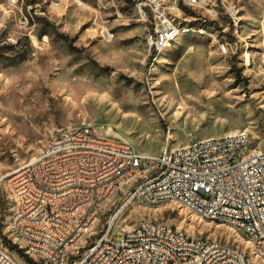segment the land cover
<instances>
[{
	"label": "rangeland",
	"instance_id": "1",
	"mask_svg": "<svg viewBox=\"0 0 264 264\" xmlns=\"http://www.w3.org/2000/svg\"><path fill=\"white\" fill-rule=\"evenodd\" d=\"M133 3L0 0V176L37 157L61 130L82 125L139 156L158 155L168 136L178 148L240 130L264 153V0H209L203 9L180 1L186 8L172 20L190 31L155 57L145 42L151 17L141 18ZM5 189L2 183L0 241L9 249ZM119 199L117 192L100 215ZM144 221L233 244L264 264L241 233L178 202L135 201L118 229ZM101 224L99 216L95 228Z\"/></svg>",
	"mask_w": 264,
	"mask_h": 264
},
{
	"label": "built area",
	"instance_id": "2",
	"mask_svg": "<svg viewBox=\"0 0 264 264\" xmlns=\"http://www.w3.org/2000/svg\"><path fill=\"white\" fill-rule=\"evenodd\" d=\"M130 2H137L141 18L151 17L155 55L177 30L169 7L182 8L180 0ZM243 131L178 148L168 145V136L158 155L139 157L130 144L98 136L89 125L61 130L37 157L0 176L15 196L6 235L23 258L34 252V264H245L244 254H235L238 246L179 235V228L162 222L118 229L135 201H174L200 219L236 227L264 259V163L244 145ZM109 192H120L118 203L109 215L96 214ZM71 212H79V220L70 221ZM94 216L102 217L99 228H92ZM78 236H88L83 251H74ZM7 251L0 241V264H15Z\"/></svg>",
	"mask_w": 264,
	"mask_h": 264
},
{
	"label": "bare ground",
	"instance_id": "3",
	"mask_svg": "<svg viewBox=\"0 0 264 264\" xmlns=\"http://www.w3.org/2000/svg\"><path fill=\"white\" fill-rule=\"evenodd\" d=\"M164 1H166V0H164ZM173 1L176 2V0H173ZM180 1L181 2L183 1V3H185L189 7H197V8H201V9H203V7H205L207 5V3L209 2V0H180ZM9 2L16 3L17 0H9ZM162 2H163V0H146V4H154V3H162ZM136 9H137V12L139 13V15L141 16V12H139L137 2H136ZM171 9L172 10H169V12L171 14H177V13H179V8L178 9L171 8ZM140 16H138V17L140 18ZM176 18H178V17H176ZM171 28L172 29H177L176 32L174 33V35H173L172 38H164V43H162L160 45V48H159V50H157L155 52L154 57L155 56H159L162 52H164V50L167 47H169L172 43L176 42L181 35H186L190 31L187 27H182V26L179 27L174 22V20L171 21ZM104 34L106 36V33H104ZM145 42H146V46L148 48V51L149 52L151 51L154 54L153 48H151L149 46L150 33L147 36ZM235 134L236 133L226 134V135H235ZM242 141H243V143H244L245 146L249 147V144H250L249 143V138H248V135L245 132H243V134H242ZM124 143H127V142H124ZM127 144H129V143H127ZM251 152H254V155L258 159H262V161L264 163V153L262 151L256 150V149H251ZM137 156H139V155L137 154ZM139 157H147V156H139ZM2 183H5L6 188L8 189V179H1V184ZM116 193L117 192H109V193H107V195L105 196V200H103L101 203H99V207H96V214H100V211H101L102 207L106 203H108L109 200L112 198V196L115 195ZM8 196H9V202H10L8 220H12L13 208L15 206V196H14V193L13 192H8ZM77 220H79V212H71L70 213V221H77ZM201 220L211 221L210 218H201ZM98 222H99V216H94V219H92V228H95L97 226ZM19 228H26V221H19ZM230 228L238 232V229L236 227H230ZM7 230H8V234H11V227L10 226H7ZM179 235H188V234L185 233L182 229H179ZM241 235L246 239L247 243L249 244V247L248 248L250 249L252 256L255 259H260V260H263L264 261V259L262 257H259L258 247L256 245H253V240H251V238L249 236H245L243 233H241ZM87 238H88V236H78L77 237V243L74 244V251H79V248L81 247L82 244H85V241H86ZM235 254H244L245 264H252L250 262L249 258H248V254H247V252L245 250L243 251V250L239 249V247H235ZM27 255H29L32 258H34V252H27ZM7 258L9 259V261H15V264H20L17 261L15 255H13L12 253H10L9 251H7Z\"/></svg>",
	"mask_w": 264,
	"mask_h": 264
},
{
	"label": "trees",
	"instance_id": "4",
	"mask_svg": "<svg viewBox=\"0 0 264 264\" xmlns=\"http://www.w3.org/2000/svg\"><path fill=\"white\" fill-rule=\"evenodd\" d=\"M184 8H186V7H183L182 9L184 10ZM63 38L64 39H67V37L66 36H63ZM1 49V48H0ZM7 198H8V196H7ZM9 199V198H8ZM6 228H7V226H6ZM8 234V233H7ZM5 241V240H4ZM7 244H8V246H9V249L10 250H16V252L18 253V255H19V257H22L23 255H22V252L20 251V250H18L17 249V247L15 246V245H11L9 242H7V241H5ZM88 243V238L86 239V241H85V245ZM27 258H30V259H27ZM27 258L25 259V262L27 263V264H34V262L31 260V259H34V258H32L31 256H29V255H27Z\"/></svg>",
	"mask_w": 264,
	"mask_h": 264
}]
</instances>
